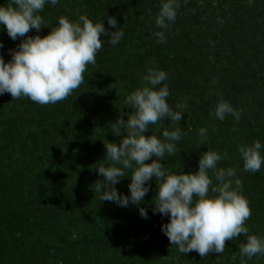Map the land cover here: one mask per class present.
Segmentation results:
<instances>
[{"label":"trees","instance_id":"trees-1","mask_svg":"<svg viewBox=\"0 0 264 264\" xmlns=\"http://www.w3.org/2000/svg\"><path fill=\"white\" fill-rule=\"evenodd\" d=\"M179 3L167 30L155 23L161 0L45 4L39 15L47 25L26 36H45L61 16L75 21L82 14L103 21L108 34L101 36L105 43L95 65L87 66L84 82L67 99L40 105L27 97L0 95V264H242L243 235L226 241L219 255L179 253L161 230L169 217L153 212L154 178L140 205L120 207L94 192L92 186L104 179L96 166L106 159L105 142L123 139L125 134L112 132L113 125L131 114L125 98L141 86L150 67L168 74L163 83L169 87V104H187L180 122L171 124L165 117L146 133L161 137L165 128L181 129L174 156L166 154L161 161L164 168L194 172L203 152H227L230 158L217 167L237 169L251 209L245 226L249 234L264 238V166L258 173L245 172L238 152L239 145L255 140L264 145V0ZM109 17L117 20L116 29ZM115 30L124 35L111 45ZM157 31H165V43H157ZM20 39L12 40L0 28V55L6 62ZM221 99L241 111L238 123L230 115L224 121L210 116ZM202 127L207 145H199ZM130 182V176L121 178L118 192L129 195ZM140 207L147 210L146 219ZM243 261L264 264V255Z\"/></svg>","mask_w":264,"mask_h":264},{"label":"clouds","instance_id":"clouds-1","mask_svg":"<svg viewBox=\"0 0 264 264\" xmlns=\"http://www.w3.org/2000/svg\"><path fill=\"white\" fill-rule=\"evenodd\" d=\"M46 3L56 6L60 0H7L0 4V28H6L14 41L21 38L18 46L11 50L10 60L6 62L0 55V95L8 93L13 100L27 97L40 105H55L79 88L87 66L95 65L96 55L105 43L101 36L108 31L103 21L94 22L87 14L75 21L61 16L47 35L26 36L30 30L39 33L47 25L39 15ZM179 7V0H161L155 19L157 28L167 30L169 23L175 22ZM108 24L117 28L114 17L108 18ZM123 35L122 30L111 32L108 43L118 44ZM154 36L157 43H165V31H157ZM0 48H3L2 42ZM168 78L164 70L150 67L141 77V86L126 96L125 105L131 107V114L127 120L123 116L118 118L112 129L115 135H125L119 143L105 142L106 159L96 166L97 173L104 179L92 186L94 192L100 193L101 201L114 202L120 207H128L130 203L140 205L154 178L157 191L152 202L153 212L169 217L161 230L179 253L195 251L202 258L209 253L219 255L226 241L243 235L244 242L239 245L242 264L245 257L250 260L264 255V238L249 234L245 226L251 209L242 193L237 169L217 167L218 162L230 158L227 152L221 154L209 149L203 152L198 170L194 172L164 168L161 161L166 154L174 156L176 143L182 139L181 129L165 128L162 138L146 133L150 125L159 124L165 117L170 118L171 124L180 122L187 109L183 102L174 107L169 104V87L163 83ZM229 115L238 123L242 113L223 99L210 111V116L220 121ZM198 135L199 145H207V129L200 128ZM262 150L264 145L259 140L238 146L245 172L261 171ZM125 169H131V175H126ZM126 176L131 177L130 194L122 195L116 185ZM139 213L142 218L148 216L143 207L139 208Z\"/></svg>","mask_w":264,"mask_h":264}]
</instances>
